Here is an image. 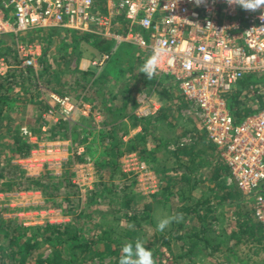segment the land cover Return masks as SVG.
Listing matches in <instances>:
<instances>
[{
    "label": "rangeland",
    "instance_id": "obj_1",
    "mask_svg": "<svg viewBox=\"0 0 264 264\" xmlns=\"http://www.w3.org/2000/svg\"><path fill=\"white\" fill-rule=\"evenodd\" d=\"M95 5L97 10H105L104 0H96ZM117 27L122 26L118 23ZM56 31L49 42L48 63L58 72L60 87L65 88L71 82L69 70L75 68L81 59L92 60L106 53L97 46L104 36L91 33L87 40L81 39L79 48L83 49L82 58L78 60V54L75 56L76 52L70 46H65L71 42L66 29ZM29 36L25 32L18 39L23 44L39 46L40 55L34 73L42 80L38 58L43 52L45 41L31 42ZM15 42L16 39L11 35L0 36V52L11 53L15 49ZM110 51L102 66L89 72L92 81L97 82L94 91L101 90L100 80L104 78L105 86L108 85L109 99H112L107 102L111 107H118L112 108V119L118 120L117 127L114 128L113 124L112 130L110 127L97 130L94 117L80 122V125L70 120L74 113L69 120L63 118L61 106L52 99L53 93L61 94L54 92L50 86L45 87V83H41L42 89L37 96H31L35 91L26 90L29 86L24 90L20 86H12L9 94L17 95L20 102H14L0 116V216L6 221L12 218L24 227L33 228L44 226L42 223L48 218L56 220L68 216L71 222L78 213L91 212L92 216L84 223L86 236L91 237L97 232L123 241L140 240L150 249L154 264H187L186 259L176 258V255L181 252L180 246L184 240L192 237L191 230H197L200 224L194 215L186 214L184 208L193 207L200 199L212 204L209 210H202L206 216L204 223L207 235L218 240L224 238L226 241L222 245L225 251L208 255L204 243L192 260L196 264H225L228 261L225 262L224 254L230 253L227 247L233 244V251L228 255L231 257L229 264H264V248L261 243L244 238L236 224L238 218L242 217L240 212L251 207V202H247L245 197H237L231 202L222 200L220 195L224 191L216 185L211 172L200 173L205 167L200 162L210 150L203 140L208 137L196 110L185 100L170 76L153 75L146 79L145 74L138 72L149 57L147 51L125 42L117 45L114 43ZM260 79L264 80L263 77ZM83 82L80 80L77 91L67 90L63 94L70 96L73 101L83 95V99H77L79 107H85L86 102L91 104L88 90L84 96L89 82L85 85ZM144 93L151 97V108L154 105L158 109L153 115L140 117L136 111L139 97ZM261 99H264V84L258 81L254 89L248 85L239 91L237 106L258 108ZM95 105L96 113H102L101 101H96ZM146 119L153 124L146 137L147 143L140 150L127 149L128 141L139 134L135 126L143 127ZM107 120L110 122L109 117ZM22 127L31 131L35 141L22 134ZM56 141L68 142L65 147L61 145V152L56 154L62 157L61 164L45 165L40 169L36 165L23 167L17 163L33 150H39V146L44 143ZM24 142L29 146H25ZM111 144L116 145L113 156L109 152ZM179 145L183 146L185 152L174 153ZM179 159L187 165L175 170ZM19 174L23 175L22 179L17 178ZM25 176L42 178V181L50 185L46 192L54 195H45L46 192L38 188L17 190ZM224 178L228 185L234 184L229 174ZM91 199H95V202H91ZM146 208L150 211L142 214ZM48 209H55L59 213L39 212ZM177 215L179 219H172L163 231H157L156 225L160 219ZM77 220L80 222L79 217ZM173 227L178 228L175 233L177 236L184 237L172 235L170 232ZM37 231L38 238L44 239L43 243H46L41 250L47 254L51 250L47 241L54 235L41 228ZM234 232L236 235L233 237ZM2 236L0 243L6 245ZM1 245L0 260L6 259V252L3 251L5 246L2 248ZM97 246L102 250L101 256L90 259L92 253H79L80 260L75 264H118L115 256L108 253L109 249L104 242ZM112 246L117 249L115 243Z\"/></svg>",
    "mask_w": 264,
    "mask_h": 264
},
{
    "label": "built area",
    "instance_id": "obj_2",
    "mask_svg": "<svg viewBox=\"0 0 264 264\" xmlns=\"http://www.w3.org/2000/svg\"><path fill=\"white\" fill-rule=\"evenodd\" d=\"M104 1L105 10H97L96 0H0V36L16 39L17 65L28 68H36L39 46L23 44L18 37L32 29L89 31L112 39L116 45L132 44L149 56L157 47L164 49L154 75L170 76L196 110L208 139L227 165L230 180L251 200L264 232V102L240 121L226 105V96L238 88L243 78H264V5L249 11L229 0ZM118 18L125 21L119 23L121 30L115 23ZM108 57L106 52L92 64L100 67ZM9 69V62L0 54V76ZM52 99L61 106L67 120L80 108L68 95L53 93ZM138 103L136 114L140 117L153 115L158 109L154 105L151 108L147 93L139 97ZM21 132L35 141L27 127ZM65 144L44 143L17 163L40 169L61 164L62 157L56 154ZM55 211L39 212L59 213ZM69 220L68 216L48 218L42 224Z\"/></svg>",
    "mask_w": 264,
    "mask_h": 264
},
{
    "label": "trees",
    "instance_id": "obj_3",
    "mask_svg": "<svg viewBox=\"0 0 264 264\" xmlns=\"http://www.w3.org/2000/svg\"><path fill=\"white\" fill-rule=\"evenodd\" d=\"M57 29H50L47 31H43L41 29H32L27 31L30 36L28 38L29 41L34 42L35 40H43L44 48L41 56L38 58L39 63V70L42 74V80L38 79V75H36L35 69L36 68H28V67H20L19 62L17 60V55L15 52V49L13 51H10L11 53L6 54L5 52H0L1 55L4 56V58L9 62L10 69L8 70V73L4 76H0V116L4 113L2 111H7L10 109L12 104L16 101H19V98L17 95L12 96L9 94L10 89L13 85L20 86L23 90H29L30 92L35 91L34 94H31V96H37L42 89L41 83L47 84L45 87H52L51 89L54 90V92H57L61 95L67 93V90H70L72 92L76 91L77 87L80 86V80L84 81V85L86 82H89L90 84L93 82L91 81V76L89 71L87 70H80L76 66L73 69L68 68L71 75V82L68 84L65 88L60 87L61 83L57 79L58 72L48 63V53H49V42L51 43L52 36L57 32ZM68 37H70V41L65 46H70L74 52H76L75 56L76 59L80 60L82 58L81 52L82 48H79V43L81 39H88L92 34L89 31H80L75 29H66ZM40 33V34H39ZM34 34V35H33ZM113 40L109 38H102L101 42L97 44L99 47V50L109 52L113 47ZM11 50V49H10ZM111 52V51H110ZM141 57V56H140ZM139 57V58H140ZM143 57V56H142ZM143 59V58H141ZM27 83H25V82ZM258 81H261L259 77H256L255 75H249L245 78H243L240 81V84L237 89H235L233 92L229 93L226 96V105L231 114L235 117L237 121L242 120L245 116L252 114L256 112L263 104L264 99H261L260 106L258 108H250V107H238L237 106V98L239 96V91L246 87L251 86V89H254L256 87V84ZM157 82V81H155ZM25 83V84H24ZM27 84V85H26ZM63 85V84H62ZM62 88V89H59ZM47 90V89H46ZM162 91H164V88H162ZM166 92V91H164ZM45 101V100H44ZM113 109H118V107H112ZM163 112H161L162 114ZM153 124L149 122L148 119L146 121H143V132L141 134H138L135 138L128 141L129 145L127 149L130 150H140L142 145L144 143H147L146 137L147 134H149V128H151ZM17 137V136H16ZM206 139V140H205ZM203 139L206 145V148L210 150L209 153L206 152L205 157L202 159L201 164H204V168L200 173H210L214 180L216 181V185L221 188L224 192L221 193V199L224 201L231 202L232 200L236 199L237 197L242 198L245 197L247 202H251V200L247 199V197L236 187L235 184L228 185L226 182V176L229 174V170L227 168V165L223 161V159L220 157L218 150L216 146L208 140V138ZM200 141V140H199ZM198 144V143H194ZM21 145V144H17ZM24 145L29 146L28 143L24 142ZM116 145L111 144L109 147V152L113 156L116 152ZM183 146L179 145L177 146V149L174 153L178 152H185L183 151ZM173 153V154H174ZM179 163L177 164V167H175V170H179L182 168V166L187 165L182 164L184 163V160L179 159ZM156 165H153L154 167ZM0 175H2L0 173ZM183 178H185L184 175H182ZM17 178L22 179L23 175L19 174ZM38 178V179H37ZM32 178L31 176H25L23 180H21V187H17V190L21 189H40L42 192H46V189H49L50 185L48 182L42 181V178ZM15 184V183H14ZM13 184V185H14ZM16 185V184H15ZM166 192L168 189H165ZM68 193V192H66ZM65 193V194H66ZM45 195H54L52 193L46 192ZM99 196V195H98ZM221 200V202H222ZM91 202H95V199H91ZM252 204V202H251ZM247 206V204H244V206ZM241 206V205H240ZM243 206V205H242ZM212 207V204L204 203L202 200H197L196 204L193 207H186L184 208V211L188 215H194L200 226L199 228L191 230V238H187V240H184L182 246H180L181 252L176 255V258H182L186 259L187 264H196V261H193L192 258L194 255H196L200 251V247L204 244V247L206 248V251L208 255H214L215 252H223L225 251L223 249V242L226 240L224 238H218L211 237L207 235V230L205 227V220L206 216L202 214V210H209ZM241 209L244 207H240ZM203 210V212H204ZM148 208L144 209L142 211V214H147L149 212ZM242 214V217L238 218V222L236 224L238 225V229L241 232V235L245 236L244 238H247L248 241H254L257 243H261V246L264 248V232L262 231L259 223L257 222V219L254 215L253 205L249 208H245L240 212V215ZM91 212H84L83 214L78 213V215L71 220L69 223H59V224H52V223H46L44 226H36L33 228L30 227H24L21 223H18L15 219H9L5 220L0 216V235L2 234L4 243L6 245H1L5 253L6 259L0 260V264H75L80 260L79 253H92V256L90 259H92L95 256H101L102 250L98 248L97 244L104 242L105 245L108 247V253L115 256L116 260L118 261L119 256L121 254V248L122 246L127 242H133L135 240L129 239L128 241H123L122 239H114L113 237L101 233L100 235L96 232L95 234H92L91 237L85 235L84 230V223L86 220H88L89 217H91ZM78 217L80 218V222L83 221L81 224L78 222ZM136 218V217H135ZM144 218V217H143ZM180 225H183L182 223ZM179 225V226H180ZM44 229L50 232L54 237L51 240H48V245L50 247V252L47 254H44V250H41V247H43L46 243H43L45 241L44 239L38 238V231ZM70 228V229H69ZM31 230V233L30 231ZM36 230V231H35ZM29 231V234H28ZM35 231V232H34ZM176 231L178 232V228L174 227L171 229V234H175ZM261 231V232H260ZM261 233V234H260ZM176 235V234H175ZM236 235V232L232 233V236L234 237ZM177 236V235H176ZM178 238H183L184 236H177ZM3 242V241H2ZM106 242H110L106 244ZM115 243V246H117V249L112 246V244ZM169 244V243H168ZM188 244V245H186ZM100 247V246H99ZM147 248V247H146ZM228 249V254H224V258H226L225 262L228 261L225 264H229L230 261V255L233 251V244H231ZM40 250V251H39ZM150 250V249H149ZM222 250V251H221ZM152 254V253H151Z\"/></svg>",
    "mask_w": 264,
    "mask_h": 264
},
{
    "label": "clouds",
    "instance_id": "obj_4",
    "mask_svg": "<svg viewBox=\"0 0 264 264\" xmlns=\"http://www.w3.org/2000/svg\"><path fill=\"white\" fill-rule=\"evenodd\" d=\"M229 2H234L242 9L249 11H255L264 5V0H229ZM164 52L165 50L162 48H155L152 55L140 66L138 72L145 74L146 79H150L157 71ZM172 219H179V215L160 219L156 225L157 231H163ZM144 245L145 243L140 240L125 243L121 248L118 264H154L151 251Z\"/></svg>",
    "mask_w": 264,
    "mask_h": 264
},
{
    "label": "crops",
    "instance_id": "obj_5",
    "mask_svg": "<svg viewBox=\"0 0 264 264\" xmlns=\"http://www.w3.org/2000/svg\"><path fill=\"white\" fill-rule=\"evenodd\" d=\"M121 23L122 25H123V23H125V21L124 20H122V19H120V18H118V20L117 21H115V23ZM121 30L120 28H117V30ZM93 60V59H92ZM92 60H89V59H87V60H85L84 58L83 59H81L79 62H78V64H77V67H78V69H80V70H87V71H92L93 69H95V68H97V67H99V66H95V65H93L92 64ZM102 66V65H101ZM90 82H93V83H91L92 84V88H90L89 89V86H91V84L90 83H88L87 85H89L88 87H84L85 89H86V93L84 94V96L88 93V91H89V93H90V97H89V99H90V102H91V104L93 105V107L91 106V104L90 103H87L86 102V104H87V107H80V108H78L75 112H74V114L72 115V117H71V119L70 120H72L73 121V123H75V125L77 124V125H80L81 123L80 122H85V120H87V119H89V118H91V117H94V119L96 120L95 122H96V128H97V130L98 129H108L109 127L111 128V130L112 129H114V128H116L117 127V122H118V120H113L112 119V117L114 116L113 114H114V112H113V110H112V107L111 106H109V104H108V102H107V100H109V101H111L110 99H109V95H108V85L107 86H105V84H106V80L104 79V78H102L101 80H100V83L102 84L101 85V90H99V91H94L95 90V88H96V85H97V82H95V81H92V79H91V81ZM262 84L264 83V80H261L260 81ZM91 89H92V91H91ZM83 90V89H82ZM88 90V91H87ZM77 91V90H76ZM91 92H92V94H91ZM77 93V96H78V92H76ZM81 97H83V95H80V96H78V98L77 99H79V98H81ZM76 98H75V100H76V103L78 102V100H77ZM81 99H83V98H81ZM74 100V101H75ZM101 101V103H102V113H99V112H97L96 113V111H95V109H94V105L96 104V101ZM46 101V100H45ZM48 101H50V100H48ZM47 101V103H49ZM94 103V104H93ZM111 103V102H110ZM78 105H79V103H77ZM80 106V105H79ZM96 106V105H95ZM88 107H90V108H88ZM96 107H98V106H96ZM84 108H88V109H86V113H84V112H82V110H84ZM92 109V110H91ZM103 115V116H102ZM107 117H109L110 118V122L107 120ZM117 118V117H116ZM69 120V119H68ZM82 122V123H83ZM113 124H115V127L113 128ZM135 128H136V130L137 131H139L138 133L140 134L142 131H143V127H141L140 125H136L135 126ZM94 129V128H93ZM65 143H68L67 141H65Z\"/></svg>",
    "mask_w": 264,
    "mask_h": 264
}]
</instances>
